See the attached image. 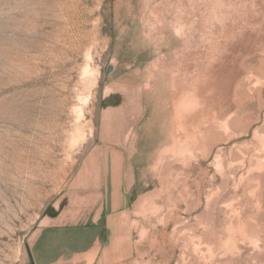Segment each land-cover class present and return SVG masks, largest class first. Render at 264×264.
Masks as SVG:
<instances>
[{
    "label": "rangeland",
    "instance_id": "obj_1",
    "mask_svg": "<svg viewBox=\"0 0 264 264\" xmlns=\"http://www.w3.org/2000/svg\"><path fill=\"white\" fill-rule=\"evenodd\" d=\"M0 264H264V0H0Z\"/></svg>",
    "mask_w": 264,
    "mask_h": 264
},
{
    "label": "water",
    "instance_id": "obj_2",
    "mask_svg": "<svg viewBox=\"0 0 264 264\" xmlns=\"http://www.w3.org/2000/svg\"><path fill=\"white\" fill-rule=\"evenodd\" d=\"M110 69H109V73H112V71H113V68H111V67H109Z\"/></svg>",
    "mask_w": 264,
    "mask_h": 264
}]
</instances>
